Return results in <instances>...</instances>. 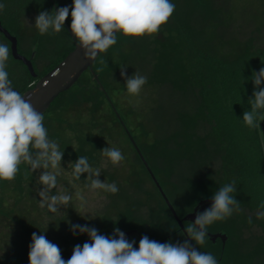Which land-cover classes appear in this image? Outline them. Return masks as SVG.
Returning a JSON list of instances; mask_svg holds the SVG:
<instances>
[{
  "label": "rangeland",
  "instance_id": "rangeland-1",
  "mask_svg": "<svg viewBox=\"0 0 264 264\" xmlns=\"http://www.w3.org/2000/svg\"><path fill=\"white\" fill-rule=\"evenodd\" d=\"M56 2L59 7L72 5V0ZM172 2L175 12L158 34L125 38L118 33L117 44L95 59L92 72L84 73L64 92L62 106L44 114L49 138L57 140L64 153L57 185L49 194L67 192L72 196L70 204L57 212L40 206L38 193L43 185L37 181L43 169L31 172L27 164H21L13 181H0V264H29L33 233L58 245L67 261L77 244L89 242L87 234L73 235V224L95 227L109 237L114 228L138 229L147 237L171 230L162 197L144 163L179 214L190 212L199 199L213 198L219 187L234 179L199 113L198 90L190 71L194 53L184 44L182 29L191 36V48L197 53L234 59L248 42L255 50L264 47V0ZM0 3L6 5L0 12L1 24L42 76L61 52L58 41L64 42L60 32L40 35L34 27L37 15L52 12V6L43 0ZM67 25H71L70 15ZM0 43L9 47L1 35ZM101 59L105 66L98 72ZM121 67H126L129 77L135 72L147 77L139 96L127 94ZM7 71L15 90L30 83L16 61L8 60ZM106 147L120 149L124 161L113 166L100 152ZM81 155L89 158L94 169H101V182L117 184L118 193L91 190L87 173L80 180L74 178L71 163ZM233 195L242 210L214 223L223 225L234 238L246 264H264V230L257 219L248 223L238 187ZM80 196L87 201L84 207Z\"/></svg>",
  "mask_w": 264,
  "mask_h": 264
},
{
  "label": "clouds",
  "instance_id": "clouds-1",
  "mask_svg": "<svg viewBox=\"0 0 264 264\" xmlns=\"http://www.w3.org/2000/svg\"><path fill=\"white\" fill-rule=\"evenodd\" d=\"M6 5L0 3V12ZM172 0H72L71 7L64 6L52 12L41 11L35 18L34 27L40 35L63 31L66 19L71 16V33L84 52L87 60H95L117 44V34L125 38L152 37L169 21L175 12ZM36 45H33V51ZM11 51L7 44L0 43V181H13L20 172V165L27 164L31 172L43 169L37 183L43 185L39 191L40 206L52 212L69 205L72 196L67 192L50 195L49 190L57 185L60 175L63 151L57 140L50 139L44 125V114L38 112L29 99H25L15 90L7 71ZM103 71L105 61L99 60ZM126 67H121V76L125 78V87L129 96H139L147 77L135 72L127 76ZM251 80L255 86L252 98L248 100L250 111L243 113V122L249 128L259 126L264 121V68L253 72ZM101 154L113 165L118 166L125 157L120 149L106 147ZM72 165V175L80 180L87 173L91 190H103L116 194L119 188L115 182H101L98 178L100 168H93L89 158L81 155ZM27 176V173H25ZM237 190L236 180L219 187L212 198L211 206L195 216L194 223H187L185 232L189 239L183 243H160L146 235L139 241H129L125 233L114 228L111 237L100 234L95 227L71 225L73 235L87 234L89 242L77 244L71 257L65 261L58 245L49 241L45 235L32 234L29 245V264H219L210 252H202L194 247L204 246L208 237V226L217 221L230 218L234 212H240L241 204L234 198ZM81 207L87 201L80 196ZM259 209H264L261 202ZM256 218L264 220V210L256 212ZM252 224V218H248ZM118 237V238H117Z\"/></svg>",
  "mask_w": 264,
  "mask_h": 264
},
{
  "label": "trees",
  "instance_id": "trees-1",
  "mask_svg": "<svg viewBox=\"0 0 264 264\" xmlns=\"http://www.w3.org/2000/svg\"><path fill=\"white\" fill-rule=\"evenodd\" d=\"M43 1L48 2L52 8L53 6L55 9L59 8L56 0ZM1 25L5 29L3 24ZM67 26L68 29L64 27L60 32L64 42L58 41L61 46L58 58L52 61L42 76L34 70L36 78L33 79L27 73L30 83L17 90L21 94L31 89L38 79L49 73L72 52L74 44L77 42L74 41L70 26ZM190 37L188 33H183L182 29L181 38L188 49L194 53L190 71L193 86L198 90L199 113L223 152L224 166L234 174L239 195L243 199L242 207L244 214L247 215L245 218L257 219L256 212L264 210L259 209L261 202H264V121H258L259 126L256 128H249L242 118L245 111L251 110L248 100L252 98V93L255 90L251 76L253 72H259L261 68H264V47L255 50L248 42L240 55L234 59L226 60L207 53H197L194 48L193 51ZM9 60L13 62L12 58ZM17 63L27 72L22 63ZM92 70H86L84 73H90ZM91 76L95 81L93 73ZM78 80L74 85L78 83ZM95 83L100 86L99 81H95ZM261 87H264V84ZM63 94L54 99L43 114L61 107ZM257 221L264 230V220L257 219Z\"/></svg>",
  "mask_w": 264,
  "mask_h": 264
},
{
  "label": "water",
  "instance_id": "water-1",
  "mask_svg": "<svg viewBox=\"0 0 264 264\" xmlns=\"http://www.w3.org/2000/svg\"><path fill=\"white\" fill-rule=\"evenodd\" d=\"M0 35H2L9 44L11 58H13V60L16 62L22 63L30 77L33 79L36 78V74L30 59H27L18 52L16 37L12 36L6 29H4L1 25V22ZM94 62L95 60L90 61L85 59L83 50L79 47L78 43H75L74 49L65 57L64 61H61L49 73L38 79L35 85L22 95H25V99L30 98L31 103L38 112L44 113L51 105V102H53L54 99H56L60 94L64 93L71 86H73L82 73H84L86 70H92ZM143 165L150 174L155 186L160 189V186L155 180L156 178L153 177L147 165L145 163ZM161 195L168 204L164 194L162 193ZM211 203L212 200L202 203L196 212H198L200 209L203 210L204 207H206L205 209L209 208ZM171 211L173 215H175L173 210Z\"/></svg>",
  "mask_w": 264,
  "mask_h": 264
},
{
  "label": "flooded vegetation",
  "instance_id": "flooded-vegetation-1",
  "mask_svg": "<svg viewBox=\"0 0 264 264\" xmlns=\"http://www.w3.org/2000/svg\"><path fill=\"white\" fill-rule=\"evenodd\" d=\"M53 8L55 9L54 6ZM127 137L129 138V135H127ZM136 153L139 155L138 152ZM156 189L160 197H162L161 194L163 192L161 188L158 189L156 187ZM161 199L163 202V208L170 217L169 223L171 224L172 229L167 232L165 231L164 233L163 231H161L157 233L154 237H148L149 239L158 241L160 243H183L186 239H189L185 232V226H187V223H194L196 214L205 210L206 207H204L203 210L200 209L198 212H196V210L200 207L202 203L208 200H212V198L199 199L190 212L179 214L178 212L174 211L168 201L167 204L163 197ZM171 210H173L175 215H173ZM212 225H216V227H213ZM212 225L208 226L209 238L207 239L206 244L204 246H199L195 245V242L192 241L191 243L193 244V246L197 247V249L202 252L212 253L217 258L219 264H246V262H244L243 258L241 257L242 255L237 252L238 248L235 244V240H233L234 238L229 235L225 227L221 224L218 225L215 223H213ZM123 232L125 233L126 238L130 242L135 241L134 247L138 248L139 241L144 236V233L138 229H131ZM239 258H241L243 261L241 262Z\"/></svg>",
  "mask_w": 264,
  "mask_h": 264
}]
</instances>
